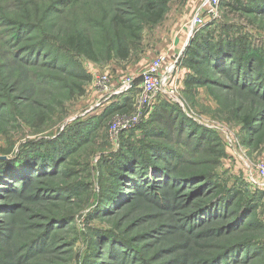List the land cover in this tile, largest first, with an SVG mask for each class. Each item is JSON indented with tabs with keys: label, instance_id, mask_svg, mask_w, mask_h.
<instances>
[{
	"label": "rangeland",
	"instance_id": "1",
	"mask_svg": "<svg viewBox=\"0 0 264 264\" xmlns=\"http://www.w3.org/2000/svg\"><path fill=\"white\" fill-rule=\"evenodd\" d=\"M200 2L0 0V264H264V14L239 8L264 0L196 30ZM160 55L176 95L111 138L121 80Z\"/></svg>",
	"mask_w": 264,
	"mask_h": 264
},
{
	"label": "built area",
	"instance_id": "2",
	"mask_svg": "<svg viewBox=\"0 0 264 264\" xmlns=\"http://www.w3.org/2000/svg\"><path fill=\"white\" fill-rule=\"evenodd\" d=\"M225 0H201L197 12L189 20L190 24L196 28L201 27L206 22H214L220 17L223 2ZM166 57L164 55L157 56L148 64L145 70L135 75L124 77L119 86L118 93H129L134 89H138L136 97L133 100L135 107L134 115L129 117L126 122L121 125L114 123L111 125V138L116 139V134L122 127L130 123H136L141 114V110L148 107L151 101H154L157 95H164L165 97L175 96L177 87L174 85L175 72L167 81V85L163 88L162 83V68ZM94 86L102 93L110 91V76L108 74L97 76L94 79ZM256 173L259 177L260 183L264 186V162L255 165Z\"/></svg>",
	"mask_w": 264,
	"mask_h": 264
},
{
	"label": "trees",
	"instance_id": "3",
	"mask_svg": "<svg viewBox=\"0 0 264 264\" xmlns=\"http://www.w3.org/2000/svg\"><path fill=\"white\" fill-rule=\"evenodd\" d=\"M224 3V2H223ZM146 7H148L149 10L153 9L154 6L153 4H149L147 5ZM240 10H247V13L249 14L250 12L251 13H259V14H264V13H261L259 12L258 9H251V8H247V7H240ZM161 15V12H157L155 18H153V22L157 21L159 19ZM206 40L203 41V43L205 42ZM65 42V45L67 47L71 46L72 48L76 49L78 52L80 53H84V52H87V49H90V45L88 42L84 41L83 38H80V37H70V38H66L64 40ZM204 46V44H199L198 42H195L194 41V46L190 45V48L186 51V54H188L189 56L187 57L189 59L190 62H194V60H196L197 58H200L202 59L203 55L202 53L203 52H207V53H212L214 52V48L210 45V43H206V46H205V49H202ZM205 50V51H204ZM44 51V50H42ZM230 56L229 59H234V56H235V53H228ZM85 56V55H84ZM128 51L127 49L123 48V50H120V55H119V60H126L128 58ZM84 80L87 81L86 78H84ZM186 84L187 85H191L192 84V81L191 80H186ZM125 99H124V103L126 102V98L128 97L129 99V94H126V95H122ZM162 112L160 115H157L155 116L156 118L155 119H161L162 116L165 117V120L166 123L167 122H170V124L172 123V116L170 115V112H168L166 110L165 107L162 108ZM212 140V137L210 134H207V136L204 138V142H208V141H211Z\"/></svg>",
	"mask_w": 264,
	"mask_h": 264
},
{
	"label": "crops",
	"instance_id": "4",
	"mask_svg": "<svg viewBox=\"0 0 264 264\" xmlns=\"http://www.w3.org/2000/svg\"><path fill=\"white\" fill-rule=\"evenodd\" d=\"M162 74H163V75H164V74H165V75H167V74H166V73H164V72H162ZM165 77H166V76H165Z\"/></svg>",
	"mask_w": 264,
	"mask_h": 264
}]
</instances>
